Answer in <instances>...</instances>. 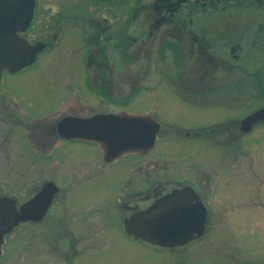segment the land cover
Wrapping results in <instances>:
<instances>
[{
	"label": "flooded vegetation",
	"instance_id": "flooded-vegetation-1",
	"mask_svg": "<svg viewBox=\"0 0 264 264\" xmlns=\"http://www.w3.org/2000/svg\"><path fill=\"white\" fill-rule=\"evenodd\" d=\"M19 34L35 47L36 60L3 70L0 87L5 76H18L41 62L47 67L44 80L56 91L47 98L51 106L31 110L26 96L10 86L0 89V182L7 187H0V221L17 222L13 230L23 226L29 237L39 230L38 243L50 245L44 254L55 264L63 255L72 260L103 251L116 234L172 252L203 246L212 230L210 216L221 207L230 209L240 187L248 191L249 206L264 207V174L254 169V141L246 136L240 143L242 119L195 121L194 127L177 130L184 140L229 154L230 165L223 158L214 173H207L185 162L176 165L172 153L164 154L160 141L172 132L159 114L160 90L193 114L202 107L214 110L207 114H222L215 108L235 107L239 96L264 102V0H34L32 22ZM147 88L156 97L155 109L130 106ZM142 116L158 125L147 150ZM82 143L99 149L101 157L87 162L96 173L78 174L80 164L68 145ZM242 146L249 150L245 175L239 174ZM79 183L107 188L100 198L68 201ZM166 198L178 213L188 210L195 216L187 225L192 230L188 241L154 243L129 231ZM202 211L207 219L199 233L196 217ZM58 229L56 248L48 234Z\"/></svg>",
	"mask_w": 264,
	"mask_h": 264
},
{
	"label": "rangeland",
	"instance_id": "rangeland-1",
	"mask_svg": "<svg viewBox=\"0 0 264 264\" xmlns=\"http://www.w3.org/2000/svg\"><path fill=\"white\" fill-rule=\"evenodd\" d=\"M128 5L130 7V4ZM45 69L47 70L45 64L40 62L18 76H5L0 89L4 86H10L14 93L23 97L26 96V99L33 104L31 110H36V107L43 108L44 103L47 106H51L47 104V101L50 100H47V98L55 93L56 90L54 86L49 85L44 80L46 78L43 76ZM147 89L140 96L132 98L130 106L136 107L139 111L150 112L154 110V103H157L156 97L151 94V90ZM160 96L162 98L159 105V114L164 121L171 125L170 131L172 132V135L160 141V143H165L166 145V149L162 148L164 154L169 153L171 155L172 153L170 160L173 157L174 163H177L176 165H182L185 162L192 165L194 169L202 167L206 169L207 173H214L212 168H219L223 158L226 159L225 163L229 164V154L224 156L225 151L223 148L197 143L198 140L195 142L184 140L183 135L178 136L181 133L179 128L194 127L196 125L195 121H205L206 124L212 122L211 124H213L217 120L227 122V120L229 121L236 116L241 120L246 117L247 114L245 113L256 108L257 110L261 109L264 105V102L255 101V99V102L248 101L245 96H239L235 107L229 106L226 108L223 106L221 109L215 108L217 111L221 110L222 114H207L214 110L205 107L197 110L200 111V114H193L191 108H184L177 99L171 102L166 100L162 90H160ZM177 130H179V133H177ZM238 132L241 136L240 143L246 136H248L249 142L254 141L252 151L257 157V160L255 158L254 161V169L257 175L264 174V123L259 124L257 129L251 134L246 135L242 130H238ZM176 136L179 139H176ZM68 148L74 149V160L80 164L78 174H83L89 169L93 173L98 171L96 167L93 168L87 163L92 158L101 157L96 146L89 144L88 148L86 144L82 143L74 147L68 145ZM61 151L62 158H64V151ZM238 151L239 163L242 165L239 174H249L250 172L247 170V152L249 150L242 146ZM98 173H101V171ZM143 173L150 172H146L144 169ZM99 180H104V178ZM0 187H2V190L7 189L6 184L1 182ZM106 188V184L79 183L74 193H71L72 196L68 201L100 198ZM240 188L242 190L239 191L236 199H233V201L230 198L231 201L224 199L223 203L229 200V205H226L230 209L221 207L217 214L210 216L209 223L212 230L209 231L210 234L203 246L192 245L187 247L186 250L182 249V252H172L170 250L146 247L141 242L130 240L122 234H116L111 237L105 250L85 252L81 256L73 257L72 260L66 259V255H63L61 261L56 264H264V207L256 202L249 206L247 204L248 191L242 187ZM256 193L257 191L253 192L254 200L257 197L254 196ZM260 197H264L263 187ZM69 205L70 207L74 206L70 203ZM59 231L58 229L48 234L53 241V246L56 248L61 239ZM26 235L27 232L24 231L23 226L14 229L6 235L0 264H55L52 259L44 254L50 245L48 243H38L40 238L39 230H32L30 237ZM62 253H64L63 250ZM59 254L60 251L58 249L56 259ZM68 255L70 256V253Z\"/></svg>",
	"mask_w": 264,
	"mask_h": 264
},
{
	"label": "water",
	"instance_id": "water-1",
	"mask_svg": "<svg viewBox=\"0 0 264 264\" xmlns=\"http://www.w3.org/2000/svg\"><path fill=\"white\" fill-rule=\"evenodd\" d=\"M34 14V0H0V79L4 69L18 70L35 61L37 51L19 35V31H24L30 25ZM32 48V49H31ZM143 122L142 147L144 150L150 148L155 141L158 125L149 124L150 119L142 116ZM259 120H264V108L250 114L241 121V129L248 132ZM125 135H121V140H125ZM169 198L160 201L150 210L140 215V223L136 225L138 229H131L141 238L154 243H168L173 245L181 243V240L188 241V234L192 230L187 229V225L194 221V215L187 212L178 213L172 206L168 205ZM200 214V215H199ZM197 214L198 225L202 226L197 231L202 232L206 214ZM17 224L8 222L7 219L0 221V245L6 233L10 232ZM129 225V223H128ZM187 237V238H186Z\"/></svg>",
	"mask_w": 264,
	"mask_h": 264
}]
</instances>
